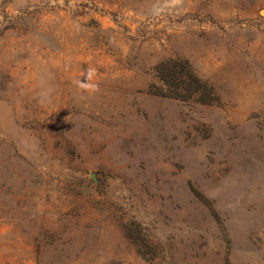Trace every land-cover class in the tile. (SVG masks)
Masks as SVG:
<instances>
[{"label": "rangeland", "instance_id": "374dc122", "mask_svg": "<svg viewBox=\"0 0 264 264\" xmlns=\"http://www.w3.org/2000/svg\"><path fill=\"white\" fill-rule=\"evenodd\" d=\"M0 264H264V0H0Z\"/></svg>", "mask_w": 264, "mask_h": 264}, {"label": "trees", "instance_id": "16d2710c", "mask_svg": "<svg viewBox=\"0 0 264 264\" xmlns=\"http://www.w3.org/2000/svg\"><path fill=\"white\" fill-rule=\"evenodd\" d=\"M176 65L178 64L170 61L163 63V65L158 68L159 77L162 79V81L167 86L176 89L173 97L179 99L187 98L186 96H182L180 95V93H178L181 92L184 86L187 87L183 90L186 89L190 92H195L198 86L204 88L206 93L209 91V88L201 81V79H199L192 73L186 63H182L181 65H179V67H177ZM201 102L208 101L201 100Z\"/></svg>", "mask_w": 264, "mask_h": 264}]
</instances>
